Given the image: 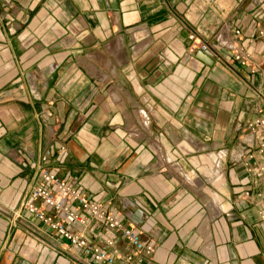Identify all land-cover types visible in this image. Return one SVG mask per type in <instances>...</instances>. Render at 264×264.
<instances>
[{"label":"crops","instance_id":"obj_1","mask_svg":"<svg viewBox=\"0 0 264 264\" xmlns=\"http://www.w3.org/2000/svg\"><path fill=\"white\" fill-rule=\"evenodd\" d=\"M263 109L264 0H0V264H107L23 209L42 172L154 248L75 203L115 264H264Z\"/></svg>","mask_w":264,"mask_h":264},{"label":"built area","instance_id":"obj_2","mask_svg":"<svg viewBox=\"0 0 264 264\" xmlns=\"http://www.w3.org/2000/svg\"><path fill=\"white\" fill-rule=\"evenodd\" d=\"M242 35L241 31L235 32V39H239ZM189 40L195 43L194 36H190ZM215 42L233 54L235 62L242 66H250L252 57L243 48L237 47L234 40L224 34H218ZM200 49L208 52L212 49L211 43H200ZM144 119V126L148 125V117L141 112ZM244 142L247 147L255 148V150L264 157V109L260 112L258 118L249 124L247 132L244 135ZM254 159V155L249 156ZM257 170V167H249V172ZM260 171H264V165H261ZM43 184H49L53 190L47 189L43 184L33 190L32 201L23 204V209L37 216L38 220L49 225L59 236L70 242L73 247L82 249L86 255H93L98 263L115 264L114 258L101 251L98 247L89 244L83 236L80 235V229L86 227L84 219L80 218L73 207L78 203L79 207L93 219L106 220L111 230H121L123 237L136 249L139 253L151 254L154 252L152 245H147L140 240V237L131 229L122 227V224L116 217L107 216L104 211L97 205L91 203L86 197L81 196L73 190L68 183L58 179L55 175L42 172L40 174ZM34 201H40L42 207H38ZM42 208L52 209L56 213L54 218L47 217ZM114 240V239H113ZM111 244V243H110Z\"/></svg>","mask_w":264,"mask_h":264}]
</instances>
